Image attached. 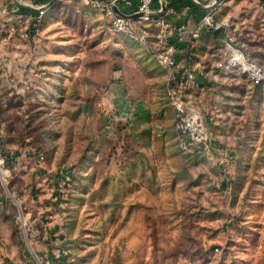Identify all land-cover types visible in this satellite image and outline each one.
I'll use <instances>...</instances> for the list:
<instances>
[{"label": "rangeland", "instance_id": "1", "mask_svg": "<svg viewBox=\"0 0 264 264\" xmlns=\"http://www.w3.org/2000/svg\"><path fill=\"white\" fill-rule=\"evenodd\" d=\"M246 1L224 5L225 27L264 67V0ZM223 32L202 34L205 73L184 91L209 152L179 147L170 71L81 2L57 1L33 48L8 50L0 264H264V85L237 67L209 77Z\"/></svg>", "mask_w": 264, "mask_h": 264}, {"label": "built area", "instance_id": "2", "mask_svg": "<svg viewBox=\"0 0 264 264\" xmlns=\"http://www.w3.org/2000/svg\"><path fill=\"white\" fill-rule=\"evenodd\" d=\"M59 0H0V59L9 57V49L17 44L33 48L42 32L45 17ZM99 13L115 34H124L150 48L159 66L168 69L171 77L167 96L174 107V125L181 136L179 147L187 149L199 146L211 150V133L201 114L188 111L183 103V92L201 69L192 64L179 63L175 52L176 44L187 43L193 51L202 34L209 30L224 29L221 42V60L218 69L239 68L254 85H264V67L250 61L233 45V37L226 29L227 22L217 19L221 8L230 0H189L185 11L195 8L202 14L194 22L185 19L173 0H77ZM192 24V25H189ZM34 158L42 163L45 155L41 150L32 151ZM10 156L0 151V171L8 164ZM223 159L220 163H223ZM70 170H64V180L70 179Z\"/></svg>", "mask_w": 264, "mask_h": 264}, {"label": "crops", "instance_id": "3", "mask_svg": "<svg viewBox=\"0 0 264 264\" xmlns=\"http://www.w3.org/2000/svg\"><path fill=\"white\" fill-rule=\"evenodd\" d=\"M230 1L232 2V0H230ZM241 1L244 2L245 0H241ZM173 2H174V5L177 7V9L180 12H182V14H183L182 17H184L185 19H188L189 22L196 21L197 18L202 14V10L199 9V8H195L190 13L185 11V5L189 2V0H173ZM246 2H249V0H247ZM225 4H227V2ZM226 8H228V7L227 6H223L221 8L219 14H218L217 19L220 20L221 22L222 21L227 22L228 17L225 14ZM247 11H251V8H250L249 5H247ZM189 25H192V24H189ZM198 48H199V41H198V44H197V48L195 50H193V51L189 48V45L187 43H178V44H176L175 55H176L177 61L179 63H181V64L188 62L189 64H192L193 67L197 68L198 65L197 64L193 65V63H194V58L197 56ZM4 53H6V52L1 51L0 52V56L4 55ZM0 60H5V59H0ZM198 69H201V68L198 67ZM216 69H217L216 72H214V73L212 72L211 73V76H209L210 78L211 77L212 78H217V76L221 75V73H220L221 70H219L218 68H216ZM17 71L20 74L21 70L18 69ZM202 72H203V70H202ZM204 73L205 72H203L201 75H203ZM208 75H210V74H208ZM198 77H200V75H198L192 83L196 82ZM192 83H190V85ZM185 92H183V96H182L184 106L186 107V109L188 111H195L197 109V106H195L194 109L191 108L192 100L189 99L188 95Z\"/></svg>", "mask_w": 264, "mask_h": 264}, {"label": "water", "instance_id": "4", "mask_svg": "<svg viewBox=\"0 0 264 264\" xmlns=\"http://www.w3.org/2000/svg\"><path fill=\"white\" fill-rule=\"evenodd\" d=\"M1 202H3V198H2V197H0V203H1Z\"/></svg>", "mask_w": 264, "mask_h": 264}, {"label": "trees", "instance_id": "5", "mask_svg": "<svg viewBox=\"0 0 264 264\" xmlns=\"http://www.w3.org/2000/svg\"><path fill=\"white\" fill-rule=\"evenodd\" d=\"M258 86H260V85H258Z\"/></svg>", "mask_w": 264, "mask_h": 264}]
</instances>
